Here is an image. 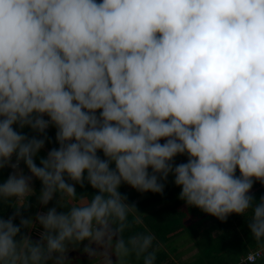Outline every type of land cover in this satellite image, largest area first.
<instances>
[{"label": "clouds", "instance_id": "clouds-1", "mask_svg": "<svg viewBox=\"0 0 264 264\" xmlns=\"http://www.w3.org/2000/svg\"><path fill=\"white\" fill-rule=\"evenodd\" d=\"M0 169V264H157L121 187L169 177L264 247V0H0Z\"/></svg>", "mask_w": 264, "mask_h": 264}, {"label": "trees", "instance_id": "trees-1", "mask_svg": "<svg viewBox=\"0 0 264 264\" xmlns=\"http://www.w3.org/2000/svg\"><path fill=\"white\" fill-rule=\"evenodd\" d=\"M24 131L29 132L28 129H25ZM48 135L53 142L46 143L45 148L41 150V156H46L47 151L52 147H58L55 143V129L50 128L48 130ZM186 159V156H178L176 162H186ZM36 162L39 166V159H37ZM7 171L8 169H0V182H2L7 176ZM236 174L239 175L238 169ZM34 187L39 191L40 182L38 180L34 182ZM76 187L78 193L87 192L88 194H91L95 191L90 185H86L84 188H81L79 185ZM180 191L181 188L174 185L172 177H169L163 195L151 192L140 193L131 187L128 189V185H122L121 187L122 194L128 196V203L134 204L140 212L139 215L142 223L136 226V230L151 232L156 236V242L160 246L157 255V264H173L171 261L168 262L171 258L170 253L175 252V247L171 244L176 237L183 233L190 234L195 241V247L197 246L198 248L199 246L202 247V240L200 238L198 239V234L201 236L203 234V239L219 246L228 245L236 246V248L242 246L243 248H246L247 243L254 245L248 239L242 240L240 235L242 228H237L240 223L244 222L246 229L248 230L243 231L245 236H247L250 229L248 228V220L246 217L232 214L227 220L221 221L214 216L203 213L198 208L186 205V203L179 198ZM251 193L254 194L257 199H260L264 196V184L255 181ZM53 203L54 202H50L48 207L53 206ZM29 204L30 207L27 211L23 209L21 210L25 216L34 213L32 207L37 204L35 195L30 197ZM157 205H161V207L155 209ZM10 207V205H0V213H3L4 210L9 209ZM241 218H244V220H239ZM186 221H192L193 223L186 225ZM16 222L18 223V220ZM214 232L217 233V236L212 237ZM79 256L80 257L77 258L79 264H90L86 254L80 253ZM198 257L199 256H197L192 262L185 264H202L203 258Z\"/></svg>", "mask_w": 264, "mask_h": 264}, {"label": "crops", "instance_id": "crops-1", "mask_svg": "<svg viewBox=\"0 0 264 264\" xmlns=\"http://www.w3.org/2000/svg\"><path fill=\"white\" fill-rule=\"evenodd\" d=\"M9 172H10V169H8V171L6 172L7 175L9 174ZM32 208L34 209V213L31 214L33 216L35 215L37 211L47 210L46 208H42L38 206L37 204H35ZM14 211L15 209L11 206L9 209L4 210L3 213H0V217H7L8 215H11ZM239 220H244V218H241ZM237 228H240V229L242 228L240 232L241 239L242 240L248 239L254 245H250L247 243L246 248H243L242 246H238V248H236V246H228V245L219 246V245H214L213 242L209 243L206 239H203V234L202 236L198 234V239L200 238L202 240V247L199 246L198 248L196 246L195 248L191 249V247L186 248V246H184L182 247L184 248L183 251H181L180 253L184 255L189 252L191 260H194L197 258V256H199L200 258H203L202 264H229V263L236 264L241 258L245 257L249 252H252L253 250H256L262 247L257 242L252 240L250 231L248 232L247 236H245L244 231L248 229H246L244 222L240 223L237 226ZM33 233H35V230L33 231ZM214 236H217V233L214 232L212 237ZM33 238L37 239L38 237H35V235L33 234ZM199 250H200V253H199ZM253 264H264V256Z\"/></svg>", "mask_w": 264, "mask_h": 264}, {"label": "rangeland", "instance_id": "rangeland-1", "mask_svg": "<svg viewBox=\"0 0 264 264\" xmlns=\"http://www.w3.org/2000/svg\"><path fill=\"white\" fill-rule=\"evenodd\" d=\"M129 187L130 186H128V189H129ZM136 200H138V199H136ZM160 207H161V205H157L155 207V209H158ZM191 222L192 221H186L185 224L188 225V224H191ZM33 234L35 235V237H38L36 234V231ZM84 243L86 244L87 242L85 241ZM194 244H195V241L192 239L190 234L183 233L182 235L176 237L175 240L171 244L172 246L174 245L175 252L170 253L171 258L168 262L171 261V262H173V264H184V263L192 262L193 260L190 259L189 252L187 254H184V255L181 254L180 252L183 251L184 248H182V247H184V246H186V248L191 247V249L195 248ZM81 247H83V245H81ZM80 253L81 252L78 250L70 252V254H69L70 258H72L74 260V264H75V262H77V258L80 257L79 256ZM113 259H115V258L113 257Z\"/></svg>", "mask_w": 264, "mask_h": 264}, {"label": "built area", "instance_id": "built-area-1", "mask_svg": "<svg viewBox=\"0 0 264 264\" xmlns=\"http://www.w3.org/2000/svg\"><path fill=\"white\" fill-rule=\"evenodd\" d=\"M264 256V247L249 252L245 257L241 258L236 264H253Z\"/></svg>", "mask_w": 264, "mask_h": 264}]
</instances>
